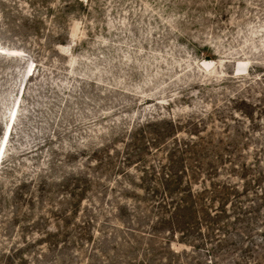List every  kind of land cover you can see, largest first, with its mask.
Segmentation results:
<instances>
[{"label": "rangeland", "instance_id": "1", "mask_svg": "<svg viewBox=\"0 0 264 264\" xmlns=\"http://www.w3.org/2000/svg\"><path fill=\"white\" fill-rule=\"evenodd\" d=\"M11 120L0 264H264V0H0ZM194 146L219 225L152 231Z\"/></svg>", "mask_w": 264, "mask_h": 264}, {"label": "trees", "instance_id": "2", "mask_svg": "<svg viewBox=\"0 0 264 264\" xmlns=\"http://www.w3.org/2000/svg\"><path fill=\"white\" fill-rule=\"evenodd\" d=\"M200 149L202 147L194 146L183 151L177 150L178 155L176 154V156L174 153L171 156L169 166L164 170L162 177H160V173L154 171V177L160 179L161 183L159 184L162 186L151 189L152 206H158V213L154 216L157 220L156 222L152 221L153 226L150 227L152 231L155 230V225L157 231L162 228L168 229L170 233H182L184 235L195 227L196 222L201 223V226H203L202 223L204 224L203 220L208 222L213 228L210 229L207 226V230L212 231H214L215 226L219 225L218 221H209L211 214L208 210L210 207L207 204V201H209L207 198L210 199L207 195H214L213 198L217 196L219 192L217 185L214 184L211 191L206 189L202 194L194 192V183L198 178L204 173L214 177L218 166L215 163L201 161L199 159ZM193 162L198 164L194 165ZM208 167H210L209 170L206 169ZM221 213H224V211L221 210Z\"/></svg>", "mask_w": 264, "mask_h": 264}, {"label": "bare ground", "instance_id": "3", "mask_svg": "<svg viewBox=\"0 0 264 264\" xmlns=\"http://www.w3.org/2000/svg\"><path fill=\"white\" fill-rule=\"evenodd\" d=\"M15 121H16V118H14L13 122H15ZM11 123H12V120H11L10 124L8 125L7 131L5 132L4 142H3V145H2V149H3V147L5 149V151L3 150L4 151L3 155L1 154L2 152L0 151V167H1V164L3 162L4 156H5L7 147H8V142H9V139H10L12 131H13Z\"/></svg>", "mask_w": 264, "mask_h": 264}]
</instances>
